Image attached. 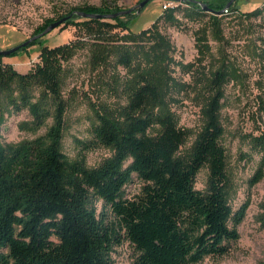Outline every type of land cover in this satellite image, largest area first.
Masks as SVG:
<instances>
[{"label": "trees", "instance_id": "1", "mask_svg": "<svg viewBox=\"0 0 264 264\" xmlns=\"http://www.w3.org/2000/svg\"><path fill=\"white\" fill-rule=\"evenodd\" d=\"M227 2L207 1L216 11ZM184 3L189 15L207 13L196 1L185 0L163 14L174 18ZM121 10L103 3L59 16L74 11L102 15L67 19L64 23H79L86 35L41 44L39 61L27 72L4 63L0 55V264H115L113 252L124 240L135 248L131 264H197L228 254L240 237L237 225L247 205L235 210L231 203L234 183L220 117L229 72L225 67L212 72L205 124L190 150L180 152L190 131L179 124L168 101L171 45L154 25L132 30L135 11L106 16ZM210 16L219 23L217 15ZM86 47L93 68L112 66L107 84L124 99L92 104L91 138L84 148L111 151L96 166L88 165L83 154L70 158L63 150L67 66ZM22 109L31 115L29 129L44 127L45 132L5 143L6 113ZM254 141L264 152V134ZM203 167L208 178L199 189L197 174ZM262 174L260 168L253 183ZM134 176L143 185L136 196L127 197Z\"/></svg>", "mask_w": 264, "mask_h": 264}, {"label": "rangeland", "instance_id": "2", "mask_svg": "<svg viewBox=\"0 0 264 264\" xmlns=\"http://www.w3.org/2000/svg\"><path fill=\"white\" fill-rule=\"evenodd\" d=\"M140 1L0 0V50L21 44L72 8L105 3L126 10ZM198 1L221 3L226 0ZM166 2L150 0L141 12L135 10L137 14L131 28L140 31L154 25L171 45L169 73L172 79L169 80L168 101L179 124L190 131L180 152L190 150L205 124V107L210 95L208 80L212 72L225 67L229 76L224 82L220 117L225 129L222 143L227 150L228 170L234 183L231 203L235 210L247 205L244 219L237 225L240 237L232 243L229 253L206 257L197 264H264V152L255 147L254 141L264 134V0H236L220 14L203 9L207 13L199 15H189L188 4L184 3L175 11L174 18L163 14ZM211 13L219 17L218 24L213 23ZM85 35L79 23H63L38 38L34 45L31 43L35 40L2 60L20 72H27L39 61L41 44H63ZM118 70L122 76L125 74L122 67ZM113 72L111 65L93 68L88 47L80 49L67 66L63 93L69 107L63 150L70 158L85 155L90 166L98 165L111 155L109 149L101 146L85 149L84 142L91 138L92 104L124 101L112 93L107 84ZM6 117L1 130L5 143H17L45 132L44 127L37 132L29 129L27 123L31 115L27 109L8 111ZM51 121L49 119L48 123ZM260 168L262 177L253 183ZM208 172L207 167L200 169L197 188H205ZM142 185V180L134 176L126 186L127 197L136 196ZM97 205L100 209L101 201ZM112 256L115 264H131L135 248L124 240L116 246Z\"/></svg>", "mask_w": 264, "mask_h": 264}, {"label": "water", "instance_id": "3", "mask_svg": "<svg viewBox=\"0 0 264 264\" xmlns=\"http://www.w3.org/2000/svg\"><path fill=\"white\" fill-rule=\"evenodd\" d=\"M150 0H142L138 3L137 6L135 7H131L129 9L126 10H121L119 12L116 13H112V14H108L106 15L107 17H116V16H121V15H125L128 13H132L136 10L137 13L141 12L143 7L149 2ZM175 1H185V0H175ZM197 3H199L202 8L206 11H210V12H214L216 14H220L221 12H224L226 10H228L230 8V6L236 1V0H229L227 2V4L225 5V7L220 10V11H216L215 9H213L212 7L209 6L208 3L203 2V1H198V0H194ZM74 14H78L82 17H89V18H97V17H101V14H94V13H88V12H84V11H74L71 14H69L68 16L62 17L59 20H56L52 23H50L42 32L35 34L34 36L30 37L29 39L25 40L24 42H22L21 44L9 48V49H5V50H0V55H10L16 51H18L19 49H21L22 47L26 46L27 44L31 43L32 41L44 36L45 34L49 33L51 30H53L54 28L60 26L61 24H63L67 19H69L70 17H72Z\"/></svg>", "mask_w": 264, "mask_h": 264}, {"label": "built area", "instance_id": "4", "mask_svg": "<svg viewBox=\"0 0 264 264\" xmlns=\"http://www.w3.org/2000/svg\"><path fill=\"white\" fill-rule=\"evenodd\" d=\"M167 2L164 3V8L165 9L168 8V7H172V5H174V3H177V1H175V0H167Z\"/></svg>", "mask_w": 264, "mask_h": 264}, {"label": "bare ground", "instance_id": "5", "mask_svg": "<svg viewBox=\"0 0 264 264\" xmlns=\"http://www.w3.org/2000/svg\"><path fill=\"white\" fill-rule=\"evenodd\" d=\"M175 4V3H174Z\"/></svg>", "mask_w": 264, "mask_h": 264}]
</instances>
